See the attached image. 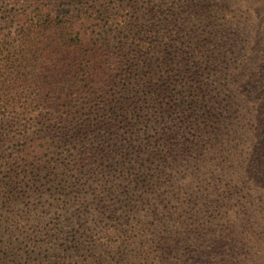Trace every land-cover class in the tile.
Returning a JSON list of instances; mask_svg holds the SVG:
<instances>
[{
	"label": "trees",
	"instance_id": "1",
	"mask_svg": "<svg viewBox=\"0 0 264 264\" xmlns=\"http://www.w3.org/2000/svg\"><path fill=\"white\" fill-rule=\"evenodd\" d=\"M250 12L264 0H0V264H258Z\"/></svg>",
	"mask_w": 264,
	"mask_h": 264
},
{
	"label": "rangeland",
	"instance_id": "2",
	"mask_svg": "<svg viewBox=\"0 0 264 264\" xmlns=\"http://www.w3.org/2000/svg\"><path fill=\"white\" fill-rule=\"evenodd\" d=\"M257 4H262V2L256 3L255 6H254V9L256 8V5ZM250 13H251V15H250ZM250 13H247L246 15H249V17H250L249 18L250 19L249 23L251 22V24H253L254 29L252 30V33H253L252 35H254L255 32L257 33L259 31V29L257 28L258 26H261V25L264 26V23L263 24L262 23L260 24V22L258 21L259 18L262 17V16H264V15H262V16L261 15H257L254 12H250ZM253 20L255 21V23H254ZM262 21L264 22V17L262 18ZM257 35H259V36H257ZM260 35H261V33L256 34V36L259 37V38H256L255 44L253 42L252 43V46H254V47H258L259 46V43L257 41L260 39ZM263 209H264V205H263ZM257 211H258V209H257ZM261 237H262L261 238L262 243H260V245L258 246V248L255 250L256 251V255L255 256L258 259L257 260L258 261V264H264V233L262 234ZM246 257H247V259H251L250 258V255H246ZM259 261H261V262H259Z\"/></svg>",
	"mask_w": 264,
	"mask_h": 264
}]
</instances>
